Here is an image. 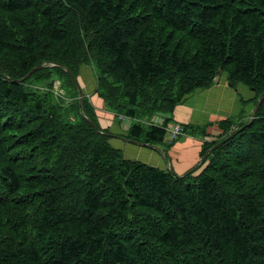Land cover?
I'll use <instances>...</instances> for the list:
<instances>
[{"label":"trees","instance_id":"16d2710c","mask_svg":"<svg viewBox=\"0 0 264 264\" xmlns=\"http://www.w3.org/2000/svg\"><path fill=\"white\" fill-rule=\"evenodd\" d=\"M44 61L89 65L105 106L131 120L124 136L162 145L176 105L219 73L255 106L264 0H0V264H264V100L250 122L242 99L201 159L245 127L179 177L98 131L63 66L17 81Z\"/></svg>","mask_w":264,"mask_h":264},{"label":"crops","instance_id":"0c3cea01","mask_svg":"<svg viewBox=\"0 0 264 264\" xmlns=\"http://www.w3.org/2000/svg\"><path fill=\"white\" fill-rule=\"evenodd\" d=\"M78 79L86 90H89V92L93 91L89 96L92 95L94 104L103 110L102 113H106L103 115L104 117H101L99 120L102 127H108L109 130L114 133H121L120 129L123 131L128 130L126 129L130 126L128 121L123 120V122H118L115 120L114 113H110L111 111L106 109L103 98H101L97 92L94 93V91H96L94 88L95 77L89 65H83L81 67ZM228 79V76L222 73L220 83L215 82L210 88H199L187 95L183 102L176 105L172 120L183 124L192 123L194 125L206 126L207 133L211 134L219 131L217 124L219 120L240 113L243 107L242 99L249 100V103L245 106V114L250 113L252 108L255 107L252 102V99L255 97V91L241 82L236 86H230L227 82ZM190 135L192 134H187L182 141H175L171 148L168 150L165 149L166 155L168 154L166 158L167 161L169 164L173 165L179 174L189 170L192 166L197 164L201 158H199V152L202 149L201 144L203 139ZM191 137H193V139H191ZM194 139H202L201 144L199 145L193 142ZM165 146L166 145H164V147ZM141 149L145 148L141 147ZM146 150L152 153L150 157L157 162L156 164H165L161 152L153 148H148ZM173 156L176 159V164L172 161ZM136 158L141 159L140 157Z\"/></svg>","mask_w":264,"mask_h":264},{"label":"water","instance_id":"95a60500","mask_svg":"<svg viewBox=\"0 0 264 264\" xmlns=\"http://www.w3.org/2000/svg\"><path fill=\"white\" fill-rule=\"evenodd\" d=\"M47 64H50V65H59V66H63L69 73L70 75L72 76L74 82L76 83L77 87H78V90H79V102H80V105L82 106V102H83V89H82V86L80 85L79 81H78V78L77 76L73 73V71L71 70L70 67H68L67 65L65 64H61L60 62H56V61H51L50 63L48 62H42L36 66L33 67V69H31L25 76L21 77L20 79H17V81H23L25 80L28 76H30L36 69H39L41 68L42 66L44 65H47ZM220 78H221V73H219L216 77H215V82H219L220 81ZM230 85H232V82L230 81L229 82ZM264 100V91L261 93L257 103L255 104V107L253 109V113H252V117L250 119V122L256 117L257 115V111L259 109V107L261 106L262 102ZM82 110V114L85 118H87L97 129L98 131L104 133V134H107V135H110L112 137H114L112 143L115 145V147H118V148H121L123 149L120 145H122L121 141L123 142H136L137 144L139 145H142V146H146V147H149V148H153V149H156L157 151L161 152L163 154V157H164V160H165V164H156V163H152V164H155V165H158V166H166L172 173H174L175 175L179 176V177H184L186 176L187 174L191 173V172H195L197 169H199L202 164L204 163V161L206 160L207 158V155L208 153L220 146L221 144H223L224 142H226L229 138H231L232 136H234L235 134H237L239 132V130H241L242 128L245 127V125H243L242 127L234 130L232 133H230V135H228L227 137H225L224 139H222L221 141L217 142L216 144H214L207 152L205 155H203L202 159L199 161V163L197 165H195L194 167L190 168L189 170H187L186 172L182 173V174H179L177 173V171L175 170V168L173 167V165L169 164V162L167 161V155H166V151L161 147V146H158V145H155V144H150V143H145V142H140V141H136V140H133V139H129L127 138L126 136H124L125 134H127L126 132H123L124 134H120L119 132L117 133H114V132H105L103 130H101L97 124L91 119L89 118L83 111V108H81Z\"/></svg>","mask_w":264,"mask_h":264},{"label":"rangeland","instance_id":"374dc122","mask_svg":"<svg viewBox=\"0 0 264 264\" xmlns=\"http://www.w3.org/2000/svg\"><path fill=\"white\" fill-rule=\"evenodd\" d=\"M227 75V74H226ZM228 76V75H227ZM221 79H222V74H221V78H220V81L219 82H216V83H220L221 82ZM55 81L56 80H54V82H53V84L55 83ZM227 82H228V84H229V82H230V80L228 79L227 80ZM96 84H97V82H96V79H95V81H94V86L96 87ZM230 85V84H229ZM213 86V85H212ZM230 86H233V85H230ZM94 87V88H95ZM68 88V87H67ZM86 88H88V87H86ZM207 88H210V87H207ZM62 89H64V90H66V88L62 85ZM199 89V88H198ZM197 90V89H196ZM71 92V91H70ZM73 92V91H72ZM93 92V91H92ZM91 91L89 92V90H86V96L88 97H86L89 101H88V103L91 105V108L93 109V111H94V114H95V116H96V118L98 119V120H100L101 119V117H104L103 115L104 114H106L105 112H103L102 113V109L101 108H99V107H97L95 104H94V102H93V100H92V95H90L89 96V94H91L92 93ZM94 93H96V91H94ZM105 108V107H104ZM108 111H111L109 108H106ZM100 111V112H99ZM110 113H114V118H116V113L117 112H115V111H111ZM146 120H148V118H145V121ZM100 122V121H99ZM130 122H131V120L130 119H128V123H129V125H130ZM158 122L159 123H163L162 122V116L161 115H159V119H158ZM170 122H176V121H174V120H172V121H169L168 122V124L170 123ZM176 123H180V122H176ZM182 126H183V123H180ZM100 125V129L102 130V129H107L108 130V127H102V125L101 124H99ZM126 129H128V127L126 128ZM121 130V133L120 134H124L123 132H125V131H123L122 129H120ZM113 132V131H112ZM219 133H211V134H208L207 136L205 135V137H200V138H202L203 139V141H202V144H201V140L202 139H199V140H197V139H194L193 140V142H195V143H198L199 145L201 144V146L203 145V142H204V140L205 139H208V140H212V139H214V138H216L217 137V135H218ZM184 136H187V134L186 133H184V128H183V132L178 136V137H176V138H174L173 140H168V137H165L166 139L164 140V142L163 143H161L162 145H159V146H161L163 149H166V150H168L169 148H171V146H172V144L175 142V141H182V139H184ZM190 136H192V135H190ZM196 137V136H195ZM191 139H193V137H191ZM124 141V140H123ZM123 141H121V143H122V145H120L122 148H123V152L127 155V156H132V157H140L141 159H143V160H145V161H147V162H149V163H157V162H155L154 160H152V157H150L151 156V154L152 153H150V151H147L146 149H148L149 147H146V146H142V145H137V146H133V145H130L129 143H126V142H123ZM164 145H166L165 147H164ZM198 146V145H197ZM141 147L142 148H145V149H141ZM150 149V148H149ZM200 153V152H199ZM199 158H200V156H199ZM198 159V158H197ZM200 160H201V158H200ZM199 160V161H200ZM172 161L174 162V164H176V159H175V157L173 156L172 157ZM198 161V162H199ZM197 162V163H198ZM195 165H197V164H195ZM194 165V166H195ZM194 166H192V167H194ZM191 167V168H192ZM202 168V166L199 168V169H201ZM199 169H197L196 171H198Z\"/></svg>","mask_w":264,"mask_h":264},{"label":"built area","instance_id":"2783aa9c","mask_svg":"<svg viewBox=\"0 0 264 264\" xmlns=\"http://www.w3.org/2000/svg\"><path fill=\"white\" fill-rule=\"evenodd\" d=\"M55 90H56L57 94H60V95L64 94V90L60 88V82L59 81L55 82ZM119 117L121 119L127 118V116H125V115H120ZM158 119H159V115L155 114L151 117L150 122L155 123V124H160L158 122ZM182 132H183V126L180 123L170 122L166 126V137H168L169 141L178 137Z\"/></svg>","mask_w":264,"mask_h":264},{"label":"clouds","instance_id":"9594fccd","mask_svg":"<svg viewBox=\"0 0 264 264\" xmlns=\"http://www.w3.org/2000/svg\"><path fill=\"white\" fill-rule=\"evenodd\" d=\"M77 78H78V76H77ZM56 81H59L60 82V88L62 89V82H61V80L60 79H55ZM55 81V82H56ZM78 81H79V79H78ZM79 83H80V81H79ZM80 85H81V83H80ZM82 86V85H81ZM53 91L56 93V90H55V83L53 84ZM84 87L82 86V89H83ZM64 90V89H63ZM84 93H86V91H83V95H84ZM57 94V93H56ZM61 97H65L66 99H67V101L69 102L70 101V99L66 96V90H64V94L63 95H61ZM79 97V96H78ZM107 108V107H106ZM155 114H158V115H160L159 113H154L153 115H155ZM120 115H123V114H120ZM119 115V116H120ZM152 115V116H153ZM151 116V117H152ZM151 117L148 119V120H146L149 124H151V122H150V119H151ZM120 118V117H119ZM115 120H118L117 118L115 119ZM122 120H127L128 121V117L126 118V119H122ZM152 124H155V123H152ZM160 124H162V123H160ZM168 125V124H167ZM166 125V126H167ZM104 131V130H103ZM108 132H112V131H108ZM165 137H166V133H165ZM113 139H114V137H113ZM166 139V138H165ZM159 146V145H158ZM123 150V149H122ZM165 150V149H164ZM168 155V154H167Z\"/></svg>","mask_w":264,"mask_h":264}]
</instances>
